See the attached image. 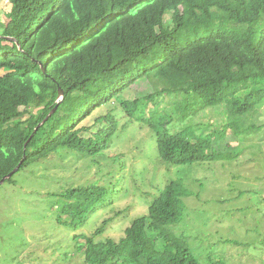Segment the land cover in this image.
Returning a JSON list of instances; mask_svg holds the SVG:
<instances>
[{"label": "trees", "instance_id": "trees-1", "mask_svg": "<svg viewBox=\"0 0 264 264\" xmlns=\"http://www.w3.org/2000/svg\"><path fill=\"white\" fill-rule=\"evenodd\" d=\"M5 1L11 9L0 25V180L21 161L18 171L60 151L106 150L116 118L99 116L95 125H104L96 131L81 125L113 101L156 134L168 166L216 159L215 137H196L190 126L173 133V121L188 123L225 105L228 125L244 137L245 118L264 106V0H34L40 11L31 17L19 14L29 0ZM141 85L146 90L136 94ZM108 193L96 183L53 195L58 224L81 229L111 202ZM186 197L173 180L118 243L74 239L83 241L87 260L103 264H197L168 230L181 221Z\"/></svg>", "mask_w": 264, "mask_h": 264}, {"label": "rangeland", "instance_id": "rangeland-1", "mask_svg": "<svg viewBox=\"0 0 264 264\" xmlns=\"http://www.w3.org/2000/svg\"><path fill=\"white\" fill-rule=\"evenodd\" d=\"M10 9L0 0V25ZM39 11L29 0L19 14L31 17ZM145 90L141 85L136 94ZM119 107L114 101L104 105L81 125L96 131L104 125H95L99 116L116 118L118 131L106 150L94 156L60 151L0 185V264H103L87 260L80 250L83 241L74 237L83 234L96 242L118 243L173 180L187 190L186 210L168 230L192 252L197 264H264V106L245 118L241 131L250 128V133L244 137L228 125L225 105L209 108L188 123L173 121L168 126L173 133L190 126L196 137H215L210 153L216 159L188 166L163 162L156 134L140 122L139 114L128 118ZM96 183L109 187L104 200L111 202L91 213L79 230L59 225L53 195ZM106 219L105 230L95 236Z\"/></svg>", "mask_w": 264, "mask_h": 264}, {"label": "water", "instance_id": "water-1", "mask_svg": "<svg viewBox=\"0 0 264 264\" xmlns=\"http://www.w3.org/2000/svg\"><path fill=\"white\" fill-rule=\"evenodd\" d=\"M13 40V39H11ZM14 41V40H13ZM63 91L61 89H59V95H58V100L61 101L63 99ZM48 118V117H47ZM41 126L38 125V127ZM37 127V128H38ZM37 128L35 129V131L37 130ZM23 161H21L19 163V165L11 172L9 173L8 175H6L5 177H3L1 180H0V185H2L7 179H10L16 172H18V170L20 169L21 165H22Z\"/></svg>", "mask_w": 264, "mask_h": 264}, {"label": "bare ground", "instance_id": "bare-ground-1", "mask_svg": "<svg viewBox=\"0 0 264 264\" xmlns=\"http://www.w3.org/2000/svg\"><path fill=\"white\" fill-rule=\"evenodd\" d=\"M59 95V94H58ZM19 165V164H18Z\"/></svg>", "mask_w": 264, "mask_h": 264}]
</instances>
